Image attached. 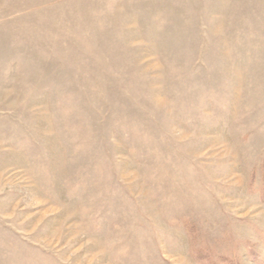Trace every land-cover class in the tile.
Instances as JSON below:
<instances>
[{
	"label": "rangeland",
	"instance_id": "1",
	"mask_svg": "<svg viewBox=\"0 0 264 264\" xmlns=\"http://www.w3.org/2000/svg\"><path fill=\"white\" fill-rule=\"evenodd\" d=\"M0 264H264V0H0Z\"/></svg>",
	"mask_w": 264,
	"mask_h": 264
}]
</instances>
